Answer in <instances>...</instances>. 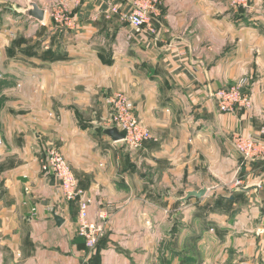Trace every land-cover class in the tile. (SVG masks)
<instances>
[{"label": "crops", "instance_id": "crops-1", "mask_svg": "<svg viewBox=\"0 0 264 264\" xmlns=\"http://www.w3.org/2000/svg\"><path fill=\"white\" fill-rule=\"evenodd\" d=\"M33 1L41 24L17 11L27 0H0L8 36L25 40L12 47L0 23V264H264V159L232 142L264 143V0ZM137 6L140 30L125 19ZM240 78L251 107L220 112L210 94ZM118 91L151 131L139 148L104 133ZM51 147L102 225L94 248L77 202L40 170Z\"/></svg>", "mask_w": 264, "mask_h": 264}, {"label": "built area", "instance_id": "built-area-1", "mask_svg": "<svg viewBox=\"0 0 264 264\" xmlns=\"http://www.w3.org/2000/svg\"><path fill=\"white\" fill-rule=\"evenodd\" d=\"M236 6L250 7V0H233ZM115 11V8H112ZM62 10L55 8L52 14L55 19L62 18ZM127 22L136 30H140L147 23V12L144 6H137L128 15ZM246 78H240L234 85L220 88L210 95L216 102L217 109L224 113H234L241 109H249L251 100L243 91ZM111 127H116L124 134L121 140L128 148H139L144 142L152 138L149 127L134 113V103L123 92H114L110 98ZM232 142L243 160L251 161L264 159V143L251 134L237 133ZM41 169L59 184L62 197L65 200H78V215L76 220L77 234L83 238L87 248H94L97 237L102 231V225L89 219V201L83 196V191L77 185V179L66 162L62 153L56 148L47 150V159L41 162ZM241 183L236 181V184Z\"/></svg>", "mask_w": 264, "mask_h": 264}, {"label": "water", "instance_id": "water-1", "mask_svg": "<svg viewBox=\"0 0 264 264\" xmlns=\"http://www.w3.org/2000/svg\"><path fill=\"white\" fill-rule=\"evenodd\" d=\"M19 13L27 16L30 19L37 21L38 23H43L45 20L46 11L43 8H40L33 0H27L26 6L17 10ZM104 133L111 137L114 141H120L124 138V134L119 132L116 127H109L104 130ZM256 188V185H249L245 187H238L241 191H250L251 189ZM207 192L206 188H201L199 190H193L187 192L186 196L181 199L182 203L186 202L189 198L194 197L200 199L205 196ZM54 214V220L60 225L63 222V219Z\"/></svg>", "mask_w": 264, "mask_h": 264}, {"label": "rangeland", "instance_id": "rangeland-1", "mask_svg": "<svg viewBox=\"0 0 264 264\" xmlns=\"http://www.w3.org/2000/svg\"><path fill=\"white\" fill-rule=\"evenodd\" d=\"M262 9H264V7L262 8ZM248 10V9H247ZM249 11V10H248ZM62 14V13H61ZM61 20H59V22H60ZM58 22V23H59ZM1 26H3L4 28H6L5 30H6V36H7V41L10 43V44H12V47H14L15 46V44L16 45H21V44H24L25 43V40H22V42L21 43H19V44H17V43H15L14 44V40L15 39H17L14 35L13 36H11L10 35V37H11V39H10V37L8 36V34H10V31H9V29H12L13 30V32L14 31H16L15 29L17 28V26H15V27H12V25H9V22L6 20V19H2L1 20ZM19 24H20V26H18L19 28H18V31H17V34H19V33H22V34H24V32H25V30H23V28H24V25L23 24H21V22H19ZM12 27V28H11ZM20 30V31H19ZM35 31V27L33 26V27H31V32L33 33ZM16 33V32H15ZM12 34V33H11ZM18 36V35H17ZM15 38V39H14ZM14 39V40H13ZM18 40V39H17ZM21 53V52H20ZM18 53L17 54V58H11V59H13V60H17V61H19V60H21V61H24V56H23V54L21 53ZM6 55L7 56H11V55H9V53L6 51ZM2 62V58H0V63ZM6 72H4V70L2 69V68H0V78H1V76H4V75H6L5 74ZM4 88H8V86L7 87H4V86H0V106H1V104L4 102V98H5V96L4 95H2L1 94V92H2V90L4 89ZM110 119H111V117H110ZM110 119L106 122L107 124H108V126H110L111 127V123H110ZM106 124V125H107ZM109 128V127H108ZM52 148H54L55 149V147H51V148H49V149H52ZM49 149H45L44 151H42V152H40V156H39V165H40V170H41V172L42 173H44L46 176H49L47 173H45L42 169H41V162L43 161V160H46L47 159V150H49ZM77 185H78V182H77ZM66 201H76L77 202V204H78V200H66Z\"/></svg>", "mask_w": 264, "mask_h": 264}, {"label": "trees", "instance_id": "trees-1", "mask_svg": "<svg viewBox=\"0 0 264 264\" xmlns=\"http://www.w3.org/2000/svg\"><path fill=\"white\" fill-rule=\"evenodd\" d=\"M18 39V40H17ZM17 39H15L13 42H14V44L15 43H17V44H19V43H21L22 42V40H24V38H22V37H19V38H17ZM24 50H22V52H23ZM7 52L9 53V55L11 54V51H9V49L7 50ZM25 53V52H24ZM46 53V52H45Z\"/></svg>", "mask_w": 264, "mask_h": 264}]
</instances>
